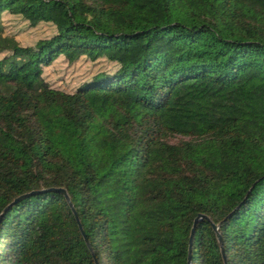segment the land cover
Here are the masks:
<instances>
[{
    "label": "trees",
    "instance_id": "1",
    "mask_svg": "<svg viewBox=\"0 0 264 264\" xmlns=\"http://www.w3.org/2000/svg\"><path fill=\"white\" fill-rule=\"evenodd\" d=\"M0 54V264H188L200 214L192 264H225L214 224L227 264H264V0H0ZM61 57L112 67L68 91Z\"/></svg>",
    "mask_w": 264,
    "mask_h": 264
},
{
    "label": "rangeland",
    "instance_id": "2",
    "mask_svg": "<svg viewBox=\"0 0 264 264\" xmlns=\"http://www.w3.org/2000/svg\"><path fill=\"white\" fill-rule=\"evenodd\" d=\"M3 22L7 27V31L15 34L23 44H32L54 32L52 25L41 24L35 28H30L26 22L10 15H5ZM110 67H112V64L104 59L98 62H91L82 58L74 64H69L61 57L53 66L45 68V75L53 85L73 91L78 82L93 71L102 68L109 69ZM96 107L102 115L113 116L117 119L122 118L117 108L113 105L98 100L96 101ZM39 116L53 142L62 149L67 150L72 145L74 136V130L70 122L60 116L56 109L41 111ZM93 128L97 132L99 140L103 142L108 134L107 128L101 121L94 122Z\"/></svg>",
    "mask_w": 264,
    "mask_h": 264
},
{
    "label": "water",
    "instance_id": "3",
    "mask_svg": "<svg viewBox=\"0 0 264 264\" xmlns=\"http://www.w3.org/2000/svg\"><path fill=\"white\" fill-rule=\"evenodd\" d=\"M59 190L65 194L67 200L69 201V204H70V206H71V208H72V210H73V213H74L75 218H76V220H77V222H78V225H79V228H80V230H81V233H82L83 236H84V239H85V241H86V244H87V246L89 247V249H90L91 253L93 254V256L95 257L94 252H93V248H92V246H91V244H90V242H89L87 236L85 235V232H84V230H83V226H82V224H81V222H80V220H79V217H78L77 212H76V210H75V208H74V205H73V203L71 202V199H70V197H69V194L67 193V191H66L64 188H61V189H59ZM6 209H7V208H6ZM6 209L3 211V213L6 211ZM3 213H2V214H3ZM2 214L0 215V219H1V217H2ZM201 217H203L202 214H200V215L197 216V218L195 219V222H194L193 228H192V233H191V238H190V243H189L188 264H192L191 253H192V242H193V236H194V229H195L196 222H197L198 219H200ZM213 227H214V229H215V231H216V233H217L218 240H219L220 245H221V252H222V255H223V259H224V261H225V264H227V258H226L225 251H224V247H223L222 236H221V233H220V231H219V225L214 224ZM95 261H96V264H99V262H98L97 259H95Z\"/></svg>",
    "mask_w": 264,
    "mask_h": 264
}]
</instances>
